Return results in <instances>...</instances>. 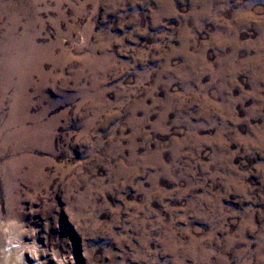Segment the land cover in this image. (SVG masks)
I'll return each mask as SVG.
<instances>
[{"label": "rangeland", "instance_id": "1", "mask_svg": "<svg viewBox=\"0 0 264 264\" xmlns=\"http://www.w3.org/2000/svg\"><path fill=\"white\" fill-rule=\"evenodd\" d=\"M0 230L34 264H264V0H0Z\"/></svg>", "mask_w": 264, "mask_h": 264}, {"label": "bare ground", "instance_id": "2", "mask_svg": "<svg viewBox=\"0 0 264 264\" xmlns=\"http://www.w3.org/2000/svg\"><path fill=\"white\" fill-rule=\"evenodd\" d=\"M8 238L9 234L5 235V233L0 230V264H28L27 262H31L33 264L37 263L38 259L35 256H29L26 251H9Z\"/></svg>", "mask_w": 264, "mask_h": 264}]
</instances>
